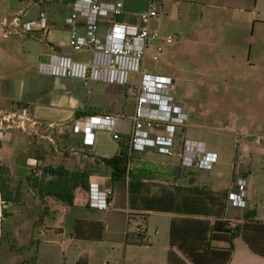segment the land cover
I'll use <instances>...</instances> for the list:
<instances>
[{
	"label": "rangeland",
	"instance_id": "obj_1",
	"mask_svg": "<svg viewBox=\"0 0 264 264\" xmlns=\"http://www.w3.org/2000/svg\"><path fill=\"white\" fill-rule=\"evenodd\" d=\"M39 1L0 0V21L7 18L10 22L23 10L26 15L24 17L22 13L21 17L24 20L45 12L51 21L62 26L69 11L67 6H63V0ZM34 4L38 6L33 7ZM256 6L255 18L247 13V16L239 18L240 22L231 24L206 17L201 26L213 30L210 38L184 35L182 26L190 29L193 25L191 21H179L175 16L168 21L160 6L161 13L150 23L158 39L151 43L143 66L147 72L171 76L179 81L177 103L188 110L189 118L184 126L176 129L172 156L159 154L155 149L137 155L133 153L130 168L146 171L147 176L152 178L149 184L153 194L159 193L160 186L173 190L178 184L204 187L229 195L237 189L236 180L243 177L249 209L255 210L257 220L264 221V0H258ZM5 30L0 26V38L12 36L13 40H18L22 50L32 51L31 63L39 66L37 54L49 44L47 41L51 37L42 40L39 36L17 35L13 27H7L12 34L5 37ZM60 31L66 39L69 28ZM169 36L172 40L167 43ZM65 51L67 54L63 56L80 62H87L92 57L85 51ZM249 59L252 65L248 64ZM138 79V75L131 77V88L97 81H89L87 86L97 109L124 112L126 131L129 133L132 131L130 117L135 113L136 105L133 88L138 86ZM19 115L10 120L12 127L8 129L1 125L4 114L0 112V133L4 134V138L0 137V164L3 168L7 167L2 149L14 134L20 132L16 130L23 121ZM31 126L30 121L25 123L27 132L33 131ZM159 130L156 129L155 134H159ZM187 141L201 143L204 151L214 157L211 168L203 169L198 163H182L183 145ZM112 142L119 146V142ZM7 180L14 193L23 190L24 194H34L31 184L20 185L19 179L12 177L9 171ZM8 206L3 202L5 218L12 212ZM123 212L111 215L112 223L109 227L105 226L101 242L76 241L73 238V221L77 216L86 215V209L56 207L44 218L40 214L27 217L16 215L18 225L23 222L30 228L27 235L29 249L22 254L29 259V264H78L81 260L86 264H191L187 259H179L175 253L169 252L168 216L152 215L146 221L132 220L128 224ZM102 214L97 212L94 217H103ZM229 217L243 218L244 213ZM14 226L12 223L11 227ZM138 227H141L145 238H140ZM2 236L4 238V234ZM1 246L4 253L5 240ZM235 250L234 264H264V259L252 254L241 238L236 240ZM243 250L254 258L249 259Z\"/></svg>",
	"mask_w": 264,
	"mask_h": 264
},
{
	"label": "crops",
	"instance_id": "obj_2",
	"mask_svg": "<svg viewBox=\"0 0 264 264\" xmlns=\"http://www.w3.org/2000/svg\"><path fill=\"white\" fill-rule=\"evenodd\" d=\"M123 2L124 13L117 17L116 21L136 23L138 14L146 10L147 3L138 0H123ZM257 3L258 0H163L162 13L168 21L172 19V16L177 17L179 21L182 19L185 22L191 21L193 25L190 29L182 26V31L185 32L183 33L184 35L210 38L214 34L213 30L201 26L206 17L209 16L213 20L215 17L217 21L224 24L240 22L239 18L247 16V13L255 18ZM37 6V4L33 5V7ZM19 12H23V10ZM193 22H196V24ZM50 23L53 25V29L50 30L47 36V38L51 37L47 41L50 45H46L37 54L39 56V65L47 63L54 53L67 54L65 50L71 49L68 45L71 30L65 25V20L61 23L62 26L56 25L51 20ZM64 28H69L66 39H63V32L60 31V29ZM104 31L105 26L102 24L99 28L101 36ZM78 32L82 36L85 35L86 32L83 25H79ZM90 53V51H85V54L90 55ZM30 58H33L32 51L24 48L22 50L18 40H13L12 36L0 38V112H3L4 116L13 113L26 115L32 123L31 127L33 130L27 132V130L21 128L16 129L20 132L14 134L11 140H9V136V141L2 149V152L4 153L6 167L12 177L19 179L20 185L26 182L31 184V189L34 192V194H24L23 190H19L20 194L22 193L19 202L8 203V209L12 212H9V216L7 218L4 217L5 219L3 220V234L5 238L3 240L6 243V250L2 253L1 246L0 264H29V259H26L22 253L29 249L30 242L27 235L30 228L28 224L23 222L21 225H18L15 221L16 215L27 217L28 215L40 214L43 215L41 218H44L49 211H52L56 207H63L65 209L70 207L53 196L42 198L38 187H34L33 181L29 180L32 176L37 182L53 180L49 175H45V170L49 168L58 169L62 167L70 173L85 174L88 178L89 186L100 184L112 190L111 208L107 211H99L84 206L87 192L81 187L75 189V203L72 207L81 210L86 209L87 213L74 219L73 238L76 225L79 222L101 223L104 226L101 241L104 239L105 226L109 227L112 223L110 220L111 215H117L121 211H124L123 213L126 214L128 223V193L126 190L120 191L115 186L112 179V170L99 161L102 157L110 158L120 153L119 140L113 138L114 133L109 129H89L87 133H83L82 128L78 124V121L82 118L78 117L80 113H89V116H115L117 117L116 131L121 136H128L130 138L132 131L130 133L126 131L127 125L124 121V112L117 111L113 113L110 110L103 112L97 109L91 91L87 87L89 85H85L78 78L41 74L38 70L39 66L33 65L29 60ZM248 64L252 65L250 59L248 60ZM171 78L174 80V96L177 102L176 91L180 84L176 78ZM133 117L134 114L130 117L132 124ZM88 134L92 138V143L87 142ZM112 140L119 142V146L114 144ZM137 154L139 153H135V155ZM119 194H125L123 203L120 202ZM76 204H82V206L77 207ZM249 210V204L246 208H238L228 202L226 218L230 221H240L242 218L232 219L229 215L241 214L242 212L245 215ZM97 212L104 213L102 214L103 217H100L101 215L94 217ZM166 216L169 217L171 224V216ZM40 221H43V219H40ZM12 223H14V227H11ZM169 231L170 225L167 238L169 252L175 253L179 259H184V256L179 251L170 247ZM156 232L155 234L157 235ZM32 243L33 241H31ZM235 251L230 264H234L236 261ZM243 254L249 259L254 258L245 250H243Z\"/></svg>",
	"mask_w": 264,
	"mask_h": 264
},
{
	"label": "built area",
	"instance_id": "obj_3",
	"mask_svg": "<svg viewBox=\"0 0 264 264\" xmlns=\"http://www.w3.org/2000/svg\"><path fill=\"white\" fill-rule=\"evenodd\" d=\"M147 10L138 14L137 23H123L116 18L124 13L123 0H72L63 1L68 7L65 25L70 28L69 47L75 51H90L92 57L87 62L73 60L62 54L54 53L47 63L39 65L41 74L57 77H71L82 80L85 85L89 81L119 84L132 87L131 77L138 75V86L133 88L136 99L132 132L129 146L132 153H142L155 149L159 154L172 156L176 129L188 121V110L178 104L174 96V80L171 77L147 72L143 61L151 48V43L158 39L157 33L150 28V23L160 14L163 0H144ZM40 3L42 0L39 1ZM23 12L18 13L9 22L7 18L0 21V26L6 29L4 36L12 34L7 27L15 28V34L40 37L46 39L53 25L45 12H40L36 18L22 19ZM26 15L23 13V16ZM25 17V16H24ZM105 26L101 36L99 28ZM79 25L85 28V35L78 32ZM169 36L166 42H171ZM159 51L161 49L159 48ZM19 115L13 113L4 116L1 125L11 128L10 120ZM17 128L26 130L25 123L29 121L24 114ZM117 117L109 115L85 116L78 121L83 133L89 129H109L113 138L119 140L121 134L116 131ZM159 134H155L156 129ZM88 141L92 138L88 134ZM4 138V134L0 133ZM214 157L204 151L201 143L187 141L183 145L182 163L195 165L203 169L211 168ZM236 191L229 195V202L238 208H246L248 202L246 180L239 177L236 180ZM84 206L90 209L107 211L111 208L112 190L100 184H92L86 193ZM75 203V202H74ZM81 207L82 204H76ZM137 233L143 234L137 229ZM158 233V231L156 232Z\"/></svg>",
	"mask_w": 264,
	"mask_h": 264
},
{
	"label": "trees",
	"instance_id": "obj_4",
	"mask_svg": "<svg viewBox=\"0 0 264 264\" xmlns=\"http://www.w3.org/2000/svg\"><path fill=\"white\" fill-rule=\"evenodd\" d=\"M89 115L80 113L78 117ZM129 139L128 136H121L118 155L99 159L112 170L115 186L128 193V224L132 220L145 221L152 215L171 216L169 245L191 264H230L238 238L243 240L253 254L264 259V221L256 219L255 210L248 211L240 221L234 223L226 218L229 198L226 192L217 193L204 187L175 184L173 190L160 186L159 193L153 194L149 184L152 178L147 176L146 171L130 168L133 153ZM7 174L8 169L1 166L3 202H19L21 194L19 190L16 193L10 190ZM45 175H49L53 180L37 182L33 176L29 178L34 187H38L42 198L53 196L58 201L73 206L76 188L81 187L86 192L90 190L85 174L70 173L61 167L46 169ZM119 195L120 202L123 203L125 194ZM103 233L104 226L101 223L79 222L74 231V238L99 242ZM139 236L145 238L144 234ZM3 239L2 236V241ZM78 264L86 262L81 260Z\"/></svg>",
	"mask_w": 264,
	"mask_h": 264
},
{
	"label": "water",
	"instance_id": "obj_5",
	"mask_svg": "<svg viewBox=\"0 0 264 264\" xmlns=\"http://www.w3.org/2000/svg\"><path fill=\"white\" fill-rule=\"evenodd\" d=\"M0 170H1V164H0ZM3 199H2V189H1V177H0V248L2 244V234H3Z\"/></svg>",
	"mask_w": 264,
	"mask_h": 264
}]
</instances>
